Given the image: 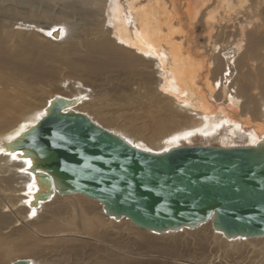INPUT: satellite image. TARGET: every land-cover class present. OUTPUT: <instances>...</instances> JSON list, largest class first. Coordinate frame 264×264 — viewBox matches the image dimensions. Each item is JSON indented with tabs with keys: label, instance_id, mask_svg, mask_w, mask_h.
I'll return each mask as SVG.
<instances>
[{
	"label": "bare ground",
	"instance_id": "obj_1",
	"mask_svg": "<svg viewBox=\"0 0 264 264\" xmlns=\"http://www.w3.org/2000/svg\"><path fill=\"white\" fill-rule=\"evenodd\" d=\"M4 2L8 4L3 6ZM24 2L31 5L42 3L46 8L40 13L30 9L29 15L21 16L20 9L12 3ZM51 2L60 4L63 18L43 20L42 24L41 21H32L50 19L48 8ZM14 19H21L32 35L13 30ZM230 21L244 22L243 29L249 26L247 31L264 30V0H0V69L8 68L11 74L23 75L32 83L54 76L56 69L44 67L45 61H59L79 76L117 70L128 75L125 88L130 78L138 81L128 94L120 96L117 93L125 100L121 105L129 110L134 106L144 108L138 117L134 116L135 109L129 112L130 118L126 122L122 115L108 114L103 104L93 101L81 90L56 92L41 103H30L18 99L16 94L0 91V147L3 148L0 151V227L22 225L36 233L54 232L59 228L55 221L52 224H46L44 219L39 222L42 210L50 207L58 197H85L76 193L61 195L54 191L46 200L37 198L36 194L46 191V187L25 163L31 158L18 155L13 159L8 154L20 153L18 149L8 147V143L14 140L8 138L15 137L22 124H36L56 96L72 100L63 111L83 113L104 129L126 141L131 140V145H143L138 148L142 150L161 152L194 144L253 145L264 138V95L255 91L258 89L255 84L252 87L245 80L247 71L241 68L246 67L249 71V64L242 52L243 39L226 44L210 41L204 48L196 40L199 25L210 36L213 32L225 31L223 29ZM240 33L243 34L244 30ZM36 36L50 44L66 42V46L38 44ZM12 40L21 42L22 49H13ZM228 51L234 54V67L229 62ZM253 54L247 57L250 62L255 60ZM254 65L258 72L264 71V51ZM4 78L5 82L11 80L10 77ZM263 87L262 84L261 90ZM188 132L193 135L185 137ZM87 200L96 202L106 219L116 222L127 219L107 216L96 200ZM96 220L99 221V217L96 216ZM97 221L90 224L88 219L82 218L81 225L92 231ZM206 224L212 228L211 221L195 228ZM195 228L183 227L161 233L145 230L162 234ZM212 231L231 243L264 239V236L227 239L213 228ZM16 242L14 244L20 246ZM22 242L24 248L21 249L29 253L36 241L25 232ZM9 254L10 251L0 250V264ZM24 258L32 264H41L32 256Z\"/></svg>",
	"mask_w": 264,
	"mask_h": 264
},
{
	"label": "water",
	"instance_id": "obj_2",
	"mask_svg": "<svg viewBox=\"0 0 264 264\" xmlns=\"http://www.w3.org/2000/svg\"><path fill=\"white\" fill-rule=\"evenodd\" d=\"M70 101L54 97L47 115L8 143L31 158L33 176L46 187L37 198L81 194L107 216L157 233L211 221L227 239L264 236V138L145 151L83 113L63 111Z\"/></svg>",
	"mask_w": 264,
	"mask_h": 264
},
{
	"label": "rangeland",
	"instance_id": "obj_3",
	"mask_svg": "<svg viewBox=\"0 0 264 264\" xmlns=\"http://www.w3.org/2000/svg\"><path fill=\"white\" fill-rule=\"evenodd\" d=\"M6 4L8 3H2L3 6ZM12 4L20 9L21 16H24L25 13L29 15L31 10L40 13L46 8L42 3H34L33 5L28 2ZM50 4L49 8L47 7L50 9V19L35 18L36 20L33 19L32 21H41L40 24H42L43 20H61L63 16L61 15L60 4L58 2H51ZM14 22L16 24H13V30L27 33L28 36L32 35L33 32L26 29L21 19H14ZM14 22L12 21V23ZM241 22L230 21L223 29L225 31L213 32L210 36L208 31L199 25L196 31V40L204 48L210 41L226 44L234 41V39H243L242 52L246 55L249 64V71L246 67L241 68L247 71L245 80L252 87L255 84L254 86L258 87L255 91L264 95V87L262 90L260 88L262 84L264 85V71L258 72V68L254 65L264 51V30L258 28L247 31L249 26L247 29H243L245 24ZM243 30L244 33L241 34L240 32ZM36 38L38 44L59 48L66 46V42L50 44L38 36ZM10 45L15 50L16 48L17 50L22 49L21 42L12 40ZM228 53L229 62L234 67L232 62L234 54L230 51ZM253 53L255 60L250 62L247 57ZM29 56L32 57L33 55L30 53ZM43 65L44 67L55 68L54 76L50 77L51 79L45 78L36 83L27 82L25 76L11 74L8 68L1 67L0 78L2 77L3 80H0V91L16 94L18 99L22 100L23 98L30 103H41L45 97L56 92L69 93L74 89L81 90L89 95L93 101L103 104L108 114L122 115L123 121L129 120L131 114L129 112L134 111V109L136 111L135 117H138L144 109L140 106L136 108L132 106L133 108L129 110L122 106L125 100L121 99V94L123 96L125 93L128 94L132 86L138 83L137 79L130 78V82L125 88L128 77L125 73L108 69L99 75L79 76L72 73L66 65L59 61H45ZM144 69L150 68L145 67ZM4 77H10L11 80L5 82ZM199 142L197 141V143ZM48 208L49 211H47ZM42 212V219L39 222H43L44 219L46 224H52L55 221L54 224L59 225L58 230L42 234L22 225L0 227V250L11 252L2 264H9L10 261L25 256H32L41 264H264V239L250 240L249 242L239 240L231 243L223 237L215 235L209 224L190 230L152 234L135 226L127 219L120 222L106 219L100 213L99 205L96 202H90L85 197L74 199L58 197L50 204V207L44 208ZM96 216L99 217V221L96 220ZM81 217L88 219L90 224L96 221L98 224L92 231L87 230L81 225ZM71 220L76 223L72 224ZM36 222L38 223V221ZM25 232L37 242H35L34 249L29 253H25L21 249V247L24 248L22 238ZM14 242L20 246L15 245Z\"/></svg>",
	"mask_w": 264,
	"mask_h": 264
},
{
	"label": "snow or ice",
	"instance_id": "obj_4",
	"mask_svg": "<svg viewBox=\"0 0 264 264\" xmlns=\"http://www.w3.org/2000/svg\"><path fill=\"white\" fill-rule=\"evenodd\" d=\"M41 115L42 116L43 115H47V113L45 112V113H42ZM31 127H32V125H24V124H22L20 126V130L15 133V137H9L8 138L9 141L12 140V139H15L16 137H20L28 128H31ZM191 135H193V133L192 132H188V133L185 134V137L191 136ZM205 135H207V133H205ZM59 139L60 140H65V137L60 136ZM174 139H179V137H175ZM127 143L129 145H131L132 144V141L131 140H128ZM133 146L136 147V148H143V145H141V144H135ZM144 150L145 151H151V149H144ZM0 151H3V148L2 147H0ZM8 154L11 155L13 159H16L18 155H23L22 153L17 154L15 152L8 153ZM25 163L28 164L29 166H31L32 161L31 160H26ZM21 171H26V169H21ZM31 186L32 185H29V187H31ZM33 214H35V213H33Z\"/></svg>",
	"mask_w": 264,
	"mask_h": 264
}]
</instances>
